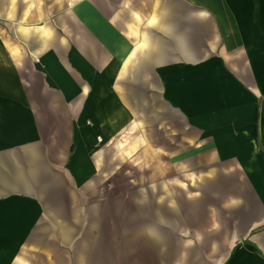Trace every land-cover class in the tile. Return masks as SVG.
<instances>
[{
    "label": "crops",
    "instance_id": "obj_1",
    "mask_svg": "<svg viewBox=\"0 0 264 264\" xmlns=\"http://www.w3.org/2000/svg\"><path fill=\"white\" fill-rule=\"evenodd\" d=\"M134 83L171 116L145 144L216 146L249 181L252 222L213 264H264V0H0V264H142V202L130 234L99 213L105 150L142 145ZM182 245L169 264H203Z\"/></svg>",
    "mask_w": 264,
    "mask_h": 264
},
{
    "label": "rangeland",
    "instance_id": "obj_2",
    "mask_svg": "<svg viewBox=\"0 0 264 264\" xmlns=\"http://www.w3.org/2000/svg\"><path fill=\"white\" fill-rule=\"evenodd\" d=\"M144 85L133 84L134 108L142 112V145L138 138L130 145L132 137L139 135L136 131L127 137L117 135L114 145L105 150L115 158L104 168L117 172L100 183L104 185L99 194L103 228L108 235L120 234L123 228L130 234L132 228L124 221L138 212L133 203L142 202V264H154L159 251L164 264H169V256H177L172 253L185 248L182 244L186 243H194V252L202 256L203 264H213V258L226 254L230 241L252 222L249 181L234 162H219L216 146L145 144V136H161L154 128L158 120H170L171 116L155 112L153 90L148 93L147 107L142 104ZM148 86L153 89L154 83ZM123 138L128 139L124 145ZM97 139L100 145L105 142L101 135ZM130 245L133 251L138 243Z\"/></svg>",
    "mask_w": 264,
    "mask_h": 264
}]
</instances>
